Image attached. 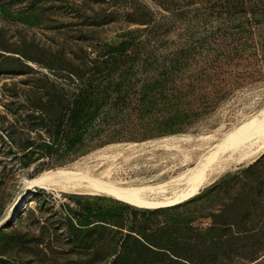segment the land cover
<instances>
[{
	"label": "rangeland",
	"instance_id": "374dc122",
	"mask_svg": "<svg viewBox=\"0 0 264 264\" xmlns=\"http://www.w3.org/2000/svg\"><path fill=\"white\" fill-rule=\"evenodd\" d=\"M159 1L0 0V218L26 179L58 168L86 171L124 184L154 185L151 183L171 180L194 167L213 142L264 109V46L256 35L243 55L244 61L236 59L225 74L214 72L211 81L204 84L201 93L211 99L219 97L206 111L201 109V99L200 106L196 101L166 100L168 94L174 93L166 90L133 105L148 113L144 118L124 122L123 130L109 144L63 164H21L4 135L17 132V138L26 137L23 133L27 129L22 126L32 111L24 100L33 91L22 82L51 76L48 66L61 59V51L69 55L96 42L117 45L133 32L137 42L125 53L135 64L149 66L147 75L156 77L164 68L185 62L188 34L197 28L203 30L205 17L200 21L197 13L208 12L195 2L202 0H192L194 5L179 15L164 10ZM145 18H150V24H139ZM153 26L157 40L140 44ZM254 70L261 72L252 74ZM189 107L202 113L189 118L173 117L174 112ZM210 133L220 134L219 139L216 136L209 145L197 141L201 134ZM189 135L195 137L189 140ZM248 163L232 166L211 182L204 180L206 185L199 188L195 185L203 177L175 184L164 193L173 196L165 203L130 196L92 195L79 189L65 192L56 187L38 188L42 191L27 195L14 217L0 223V264H111L113 257L102 260L96 256V249H78L77 243L68 239L71 237L60 219L61 212L65 211L64 204L77 207L78 203L94 211L105 208L120 216L125 228H112L125 234L136 235L130 231L134 221H147L177 229L174 236L199 235L203 243L186 254L205 255L203 264H264V154ZM92 235L96 238V231ZM146 256L150 264H190L184 259L173 260L177 259L175 256Z\"/></svg>",
	"mask_w": 264,
	"mask_h": 264
},
{
	"label": "trees",
	"instance_id": "16d2710c",
	"mask_svg": "<svg viewBox=\"0 0 264 264\" xmlns=\"http://www.w3.org/2000/svg\"><path fill=\"white\" fill-rule=\"evenodd\" d=\"M195 2L208 12L197 13L200 21L205 17L203 30L197 28L188 34V42L184 44L187 48L184 51L185 62L164 68L158 77L147 75L149 66L135 64V60L125 53L137 42L130 32L128 39L117 45L96 42L89 47L81 46L78 51L73 50L70 56L63 50L61 59L48 66L51 76L23 80L22 83L33 91L24 100L32 111L26 115L25 126H22L27 129L23 133L26 137L17 138V132L4 135L21 164L24 167L37 162H40L39 167L63 164L109 144L123 130L124 122L144 118L148 113L133 105L166 90L174 92L168 94L166 100L177 103L188 100L198 104L201 99V109L205 111L215 103L218 96L211 99L208 94L201 93L213 73L221 76L227 67L235 64L236 59L244 61L243 55L254 36L258 35L264 46V0ZM195 2L160 0L158 3L164 10L179 15ZM149 21L150 18L141 19L139 24H150ZM156 34L153 26L139 43L157 40ZM260 72L254 70L252 74ZM201 113V110L189 107L174 112L173 117L189 118ZM41 191L37 189L36 193ZM64 210L60 219L68 227L71 237L68 239L77 243L75 247L78 249H96V256L100 255L102 260L113 257L111 264H150L145 260L146 254L175 256L177 259L173 260L184 259L190 264L205 263L203 254H193L194 257L186 254L190 248L198 249L203 243L199 235L182 236L178 233L174 236L177 229L147 221H134L130 231L136 235L125 234L112 228H125L120 216L105 208L94 211L78 203L77 207L64 204ZM95 231L96 238H93ZM152 264L161 263L153 261Z\"/></svg>",
	"mask_w": 264,
	"mask_h": 264
},
{
	"label": "bare ground",
	"instance_id": "6f19581e",
	"mask_svg": "<svg viewBox=\"0 0 264 264\" xmlns=\"http://www.w3.org/2000/svg\"><path fill=\"white\" fill-rule=\"evenodd\" d=\"M256 115L257 116H251L245 122H242L241 125L235 126L231 130H229L217 142L212 143L211 141L216 140L215 139L216 136L220 135L218 134L215 136L214 133L215 132L219 133V131L217 130H220L221 128L217 129L216 131L214 130L215 131L214 133L205 134V135L201 134V136L198 137L197 141L199 142L201 141V143L203 142L207 144L212 143V145H211V148L209 147L210 148L209 151L203 154L201 159L199 158L200 161L194 167L188 168L186 172L180 174L179 176L175 178L173 177V179L171 180H168V181L162 180L163 182L158 181L157 183H151L154 185H148L149 182L144 183V184L142 183L141 184L139 183L138 184L116 183V181H112L109 178L106 179L104 177L95 176L86 171H81V170L72 169V168H58L57 170L47 171L42 174H39L36 177L26 179L24 181V184L21 190L15 197L14 201L9 205L4 215L0 218V223L3 221L6 222L12 218V215L14 214L16 208L25 199L27 194H30V193L33 194L36 192L34 188L51 189V188L56 187V188H60L61 190L65 192L79 189V191L84 190L83 192L92 194V195L130 196V197H135V198H142L151 203L168 202L172 200L173 196H165L164 193H166V190L169 187L175 184H178L183 181H188L187 179L203 177L199 179L197 181V184L195 185L196 188H199V187L206 185L204 180H206V182H211L217 177H219L221 174H223V172H225L226 170L231 169L232 166L237 165V164L246 163V162L247 163L253 162L257 158L261 157L264 154V109L261 110L259 114H256ZM192 137L193 136L188 137L189 140H191L190 138ZM218 139H219V136H218ZM160 143H163V142L160 141ZM182 143L180 145H182ZM206 146L207 145H205V147ZM159 147H161L160 144H159ZM174 147H176V145ZM182 147L183 146H181V148ZM178 149H180V147ZM182 149H184V147ZM143 150H145V148ZM203 151H205V149ZM186 154L188 155V153ZM198 156H201V155H198ZM196 161H198V158ZM109 174L110 172L108 171L106 173L107 177L109 176ZM150 194H153L156 196L149 197Z\"/></svg>",
	"mask_w": 264,
	"mask_h": 264
},
{
	"label": "water",
	"instance_id": "95a60500",
	"mask_svg": "<svg viewBox=\"0 0 264 264\" xmlns=\"http://www.w3.org/2000/svg\"><path fill=\"white\" fill-rule=\"evenodd\" d=\"M34 190L37 192V189H36V188H34ZM36 192H35V193H36ZM27 195H29V194H27ZM14 214H15V213H14ZM14 214L12 215V217H14Z\"/></svg>",
	"mask_w": 264,
	"mask_h": 264
}]
</instances>
